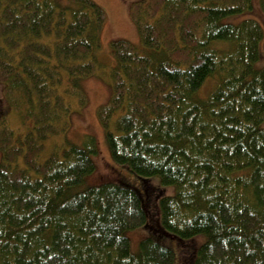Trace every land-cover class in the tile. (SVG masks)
<instances>
[{
  "label": "trees",
  "instance_id": "trees-1",
  "mask_svg": "<svg viewBox=\"0 0 264 264\" xmlns=\"http://www.w3.org/2000/svg\"><path fill=\"white\" fill-rule=\"evenodd\" d=\"M252 7L134 1L140 45L111 41L107 70L93 0H0V98L14 117L0 108V264H177L182 247L187 264H264L263 33L230 19ZM97 72L110 85L98 109L110 156L135 185L86 184L97 143L65 137ZM154 175L175 192L155 190ZM141 226L132 252L127 231ZM198 234L190 254L195 244L176 241L174 256L162 241Z\"/></svg>",
  "mask_w": 264,
  "mask_h": 264
},
{
  "label": "rangeland",
  "instance_id": "rangeland-1",
  "mask_svg": "<svg viewBox=\"0 0 264 264\" xmlns=\"http://www.w3.org/2000/svg\"><path fill=\"white\" fill-rule=\"evenodd\" d=\"M93 1L100 5L105 13V22L100 35L101 46L97 51V57L102 62L104 68L108 70L114 64L110 53L111 41L116 39H126L134 43L136 46L140 45L136 25L130 15V5L132 2L137 0ZM252 6L253 7L251 9L243 12L238 17H231L230 19H232V21H238L243 18H250L257 21V23L261 26L263 35L259 42L260 57L254 63L255 67H260L264 65V57H261V53L264 51V13L260 8L258 0H252ZM82 84L87 94V102L85 106L80 109H76V111L72 114L71 125L65 134V137H67L70 143L81 144L86 135H91L97 143V152L92 155V159L95 163V170L87 176L86 184L90 185L105 181L123 180L118 178H124L126 183L128 182L132 185H135V182L139 183V178L134 174L129 166L118 164L111 158L105 141L104 129L102 128L98 118V109L108 101L110 96V85L107 77L97 72V74L85 79ZM210 85L211 81L209 80L202 87V92L205 93V91L210 88ZM0 104L2 113L8 117H12L11 119L13 123V113H11V109L7 105L5 99L2 101L0 98ZM111 167L115 168L116 175H114L115 170ZM149 183L155 190L162 188L163 194L170 195L175 192V186L162 184L159 176L157 175L149 177ZM148 234L149 231L142 226L127 231V236L130 239V250L132 252H137L140 240L143 237L148 236ZM204 239L205 236L203 234H198L185 240H179L169 236L165 237L162 241L164 242V240H167L172 243L171 246L173 247L169 246L172 248L175 256V254L177 255L176 250H178V243L176 241H186L187 245L188 243L195 244L194 247L189 244L187 250L190 254L192 248L194 249L195 246L198 247ZM187 254V251L183 252V247L179 249V259L177 264H187L185 261V256Z\"/></svg>",
  "mask_w": 264,
  "mask_h": 264
}]
</instances>
